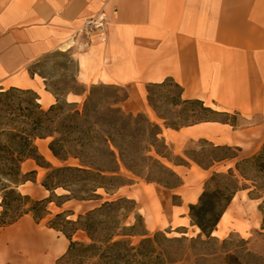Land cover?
<instances>
[{
  "label": "crops",
  "instance_id": "0c3cea01",
  "mask_svg": "<svg viewBox=\"0 0 264 264\" xmlns=\"http://www.w3.org/2000/svg\"><path fill=\"white\" fill-rule=\"evenodd\" d=\"M101 15L111 19L106 40L75 53L80 83L129 88L125 105L132 113L155 116L160 125L146 101V88L172 80L181 88L184 101H200L216 115H237L239 122L207 119L178 129L161 127L171 148L199 140L233 148L243 157L215 164L229 170L262 150L264 0H0V90L33 91L46 107L55 104L56 97L30 73V66L70 44L87 18ZM85 97L86 91L69 93L66 100L79 103ZM215 165L192 169L184 182L176 173L182 183L173 190L181 202L167 212L157 196L140 197L138 203L151 200L149 212L164 217L166 227L192 225L189 206L197 204L208 188L206 181ZM197 174L199 183L193 185ZM235 174L239 176L236 170ZM146 185L150 191L157 187ZM252 188L237 191L213 236L246 232L250 228L244 217L247 212L262 217L261 199L252 194ZM143 216L145 225L155 224ZM28 219L35 223L31 216H24L10 226L17 224L2 240L10 246H0V264H56L66 253L69 242L62 234L47 228L61 236L58 242L36 227L24 226Z\"/></svg>",
  "mask_w": 264,
  "mask_h": 264
},
{
  "label": "trees",
  "instance_id": "16d2710c",
  "mask_svg": "<svg viewBox=\"0 0 264 264\" xmlns=\"http://www.w3.org/2000/svg\"><path fill=\"white\" fill-rule=\"evenodd\" d=\"M47 89L54 94L57 102L48 109H43L38 103L37 94L29 99L25 109L27 113L24 115L27 125L25 129H6L0 126V228L9 227L24 216H31L37 224L49 218L47 228L62 234L69 242L66 253L56 264H184L187 252L184 246L176 245L189 239L184 236L167 238L161 232L149 235L134 200L124 197L106 200L80 213L74 210L52 213L49 208L51 204L63 209L69 202L83 204L103 200L101 191L112 198L129 184L123 171L141 176L146 163H156L159 168L178 178L179 183L173 189L178 188L182 182L173 169L162 165L150 154L154 148L157 156L171 160L156 146L163 144L167 148L160 125L146 120L143 115L125 114L118 107L117 101L107 108L103 107L104 111L100 112L98 103L93 101V90L80 107L78 103H70L66 98L61 100L58 93ZM16 90L19 89H9L3 94L8 99L15 98L12 93ZM194 101L196 100L184 102ZM205 110L216 115L209 108ZM143 119L147 123V130L151 132V143L147 149L139 151L143 141L139 127ZM166 127L180 128L169 124ZM38 139H51L49 150L54 158L62 162V166H44L43 158L35 145ZM233 150L237 153V150ZM262 151L264 147L257 154L236 163L235 170L244 181L248 179L240 169L241 163L251 164L257 172L264 174ZM237 156L238 154L216 159L207 166L196 162L201 167H212ZM27 159H34L38 166L49 170L42 182L43 188L50 193L48 198L34 199L18 192L17 185L22 180H29L27 176L35 174H22L21 164ZM180 164L184 162L175 163ZM235 170L228 172L238 183L239 177ZM219 175L214 173L209 183ZM146 180L147 183L159 184ZM60 189L64 194L56 193ZM238 190L239 187L235 190L221 186L211 190L208 187L201 194L199 202L189 206L192 225L200 229L198 238L191 241L209 243L214 239L213 233ZM258 210L262 215L261 230H264V197ZM132 215L134 222L128 225ZM78 236L86 237L88 242L76 240ZM133 237H140V242L134 245L131 241ZM203 237L205 240H202ZM205 257L202 255L198 260H204ZM226 264L242 263L236 256L227 255Z\"/></svg>",
  "mask_w": 264,
  "mask_h": 264
},
{
  "label": "rangeland",
  "instance_id": "374dc122",
  "mask_svg": "<svg viewBox=\"0 0 264 264\" xmlns=\"http://www.w3.org/2000/svg\"><path fill=\"white\" fill-rule=\"evenodd\" d=\"M70 44L63 47L62 50L39 58L30 66V73L33 76L40 78L45 84L46 89L49 88V90L58 93L61 100H64L68 93L74 92L86 91L87 97L90 91L93 90V101L98 103V108H101L100 112L104 111L103 107L107 108L112 102L117 101L119 102L118 107H120L125 114H132L134 116L143 115L146 120H149L152 123H157L155 116L152 115V118H149L144 112L132 113L129 107L125 105V102L129 99L131 93L129 88L103 84L84 85L80 83L77 79L79 68L75 53H81V51H78L76 48L68 49L67 47ZM6 91L9 90H0V126L6 129L13 127L25 129L27 126L24 117L27 113L25 109L28 107L29 99H33L36 93L33 91L22 92L21 90H16L12 93L15 98L8 99L3 94V92ZM145 96L148 106L158 115L160 119L158 122L162 128L166 127L167 124L173 125L174 127H183L207 119H217L232 123L239 122L237 115L227 113L213 115L205 110V108H207L206 106L197 101L184 102L181 98V89L171 80H167L164 84L159 86H148L146 88ZM86 97L78 103L80 107L83 106ZM40 104L43 109L49 108L46 107L44 102ZM13 118L15 121H11ZM139 128L142 130L140 137H142L143 140L142 144L140 143L139 151H143L147 149L148 144L151 143V132L147 130V123H145L144 119L141 121ZM50 141L51 139L46 141L36 140L35 145L37 146L39 155L43 158L42 163L45 164L44 166L47 167L50 165L54 168L60 167L63 165L62 162L54 158L49 151ZM156 146L171 160L157 156L154 148L150 154L155 156L162 165L175 170L182 178L183 182L186 181V175L188 172H194L192 169L199 167L196 161L207 166L210 165L213 160L237 154L231 148H217V146L205 140L190 141L183 146L172 145V148L167 144V148H165L163 144H157ZM261 154L262 157H264V151H262ZM238 156L241 158L243 157L240 154H238ZM182 162H184V167H175V163ZM240 169L248 179L247 182L238 176L237 183L228 172V167L224 168L222 164H217L212 169L211 175L208 177L206 183H208V187L211 190L218 186L227 187L229 190H235L237 187H253L252 194L256 197H261L260 201H262L264 197V174L257 172L251 164L241 163ZM21 170L23 175H27L31 172H35V174L27 176L29 180H22L17 185L18 192L23 195H30L32 198L39 200L46 199L50 196V193L42 186V182L49 171L47 168L38 166L34 159H27L21 164ZM141 172V176H136L123 171L129 184L121 189V191L117 192L112 198L108 197L103 191H101L103 194V200L97 202L83 204L69 202L65 204L63 209H59L54 204H51L49 208L53 214L59 213L63 210H74L76 213H80L96 207L106 200L126 197L130 200H134L139 207L141 206L143 208L140 212L143 218L144 214L146 217H150L154 221L155 224H146V230L149 235L152 236L155 233L161 232L164 233L167 238H181L184 236L189 239L183 244L176 245L184 246V249L187 252L188 257L184 264H226L227 255L236 256L242 264H264V230H261L262 217L259 215L254 216L251 212H247L244 217L246 220L250 221V228L246 232H242L241 234L238 232H231L225 237L213 236L214 239L209 243L193 242L191 240L197 239L200 232H198L190 223L181 227H166L167 222L164 220V217L159 214L153 215L149 212L152 210L151 200H146L144 204L138 203L137 200L140 199V197H145L147 199L154 196L156 198L157 196L158 200L162 203L164 210L167 212L172 204H179L181 202L179 193L173 190V188L179 183L178 178L171 176L167 171L159 168L156 163H146ZM214 172L219 173L220 175L209 183V179ZM146 179L159 182L157 187H155V191H150V189H148ZM199 179L200 176L197 174L192 184H198ZM56 193L61 195L64 194V191L60 189L57 190ZM1 210L0 207V211ZM28 220L29 223H23L24 226L36 227L42 233L51 235L58 242L62 240L60 235L47 229L46 224L49 218L42 221L38 226L31 219ZM258 221H260V224L257 225ZM133 222L134 216L132 215L127 223L129 225ZM14 226H17V224ZM13 227L9 226L0 228V246H10L9 241L3 243L2 240L4 238L8 239V231ZM75 239L81 242H88V239L84 236H78ZM140 240V237L131 238L134 245L138 244ZM202 240H205V238L203 237ZM202 255L206 256L204 260H198Z\"/></svg>",
  "mask_w": 264,
  "mask_h": 264
},
{
  "label": "built area",
  "instance_id": "2783aa9c",
  "mask_svg": "<svg viewBox=\"0 0 264 264\" xmlns=\"http://www.w3.org/2000/svg\"><path fill=\"white\" fill-rule=\"evenodd\" d=\"M110 24L111 19L105 15L87 18L80 30L74 35L68 49L76 48L78 51L84 52L95 41L104 42Z\"/></svg>",
  "mask_w": 264,
  "mask_h": 264
},
{
  "label": "bare ground",
  "instance_id": "6f19581e",
  "mask_svg": "<svg viewBox=\"0 0 264 264\" xmlns=\"http://www.w3.org/2000/svg\"><path fill=\"white\" fill-rule=\"evenodd\" d=\"M69 48V46L67 47ZM38 102H40V100H38ZM44 102V101H43ZM197 231L200 232V229L198 227H196ZM215 236V235H214ZM67 242V241H66Z\"/></svg>",
  "mask_w": 264,
  "mask_h": 264
}]
</instances>
